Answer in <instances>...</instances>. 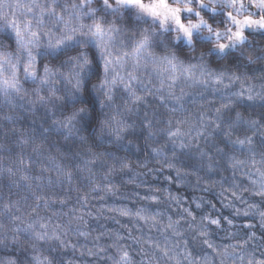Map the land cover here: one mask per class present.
Listing matches in <instances>:
<instances>
[{
	"label": "clouds",
	"instance_id": "clouds-1",
	"mask_svg": "<svg viewBox=\"0 0 264 264\" xmlns=\"http://www.w3.org/2000/svg\"><path fill=\"white\" fill-rule=\"evenodd\" d=\"M0 264H264V0H0Z\"/></svg>",
	"mask_w": 264,
	"mask_h": 264
}]
</instances>
